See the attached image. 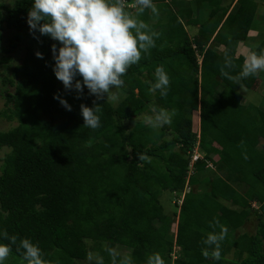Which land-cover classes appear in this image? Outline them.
<instances>
[{
	"label": "trees",
	"instance_id": "16d2710c",
	"mask_svg": "<svg viewBox=\"0 0 264 264\" xmlns=\"http://www.w3.org/2000/svg\"><path fill=\"white\" fill-rule=\"evenodd\" d=\"M191 1L209 13L208 20L191 23L199 25L192 37L178 19L187 21L190 8L175 14L165 0H153L159 15L146 10L139 17L161 35L150 54L128 70L120 90L124 98L116 108L88 95L86 88L81 99L65 92L52 71L51 46L60 45L38 32L34 38L26 23L32 0L0 6L5 10L0 27L4 22L25 42L21 63L6 79L14 87L6 95L13 108L2 114L18 125L0 132V149H9L0 173V233L17 236L9 264H21L16 247L25 238L39 246L49 264H81L87 259L86 241L95 244L105 264H110L106 243L125 249L134 264H146L152 253L165 264H264V150L258 147L264 143V111L252 113L240 103L241 88L220 75L224 51L217 49L246 40L257 0H236L221 25L210 18L222 0ZM258 46L264 50V40ZM232 58L236 68L231 74L236 75L244 58ZM160 65L170 78L163 98L158 91L149 93L145 84L155 82ZM242 83L254 91L260 79ZM56 94L71 111L53 99ZM93 101L102 105L96 129L83 127L79 108L93 107ZM149 105L178 114L159 130L142 122L129 129V121L151 114ZM194 111L199 113L195 122ZM195 144L204 155L190 166ZM140 153L150 162L139 161ZM163 191L182 194L173 231L174 222L160 203ZM251 216L255 232L236 235ZM214 220L228 229L219 261L202 255V240L220 231L209 227ZM0 243L10 241L0 236ZM231 251L234 258L228 259Z\"/></svg>",
	"mask_w": 264,
	"mask_h": 264
},
{
	"label": "clouds",
	"instance_id": "9594fccd",
	"mask_svg": "<svg viewBox=\"0 0 264 264\" xmlns=\"http://www.w3.org/2000/svg\"><path fill=\"white\" fill-rule=\"evenodd\" d=\"M129 9H134L135 15ZM146 10H151L154 16L159 15L153 0H131L130 4L129 0H32L26 23L30 34L38 32L60 45L59 48L56 44L51 46L54 60L52 71L66 93L74 91L75 98L81 99L86 88L88 95L96 100L106 96V102L119 103L120 90L125 85L124 77L128 70L138 65L144 55L150 54L161 35L139 19ZM35 56L43 59L40 52H36ZM197 62L201 64V56L197 55ZM235 68L230 50L225 47L223 63L219 65L220 75L245 89L243 80L264 72V50L257 52L249 49L240 71L233 75L231 73ZM154 76L155 82L145 81L149 85L148 92L155 94L158 91L162 98L166 97L170 78L163 65L155 68ZM53 99L58 100L66 111L72 110L59 94L54 95ZM79 108L83 127H100L98 113L102 111V105L93 101V107L81 104ZM149 111L151 114L143 116V123L153 130L171 125L173 117L178 114L175 109L169 111L156 105H149ZM138 160L150 162L151 158L140 153ZM209 227H219L220 231L210 232L202 240L201 243L206 246L202 249V255L206 259L219 261L221 243L228 229L218 220L210 223ZM0 236L10 241V244L0 243V264H4L12 252L11 245L17 244V236H9L7 231L0 233ZM16 251L21 257V264H49L39 246L29 239H21ZM104 251L110 257V264H134L130 254H122L107 243ZM86 258L89 264H105L104 257L98 252L89 251ZM146 264H165V261L159 253H152L147 256Z\"/></svg>",
	"mask_w": 264,
	"mask_h": 264
},
{
	"label": "rangeland",
	"instance_id": "374dc122",
	"mask_svg": "<svg viewBox=\"0 0 264 264\" xmlns=\"http://www.w3.org/2000/svg\"><path fill=\"white\" fill-rule=\"evenodd\" d=\"M15 0H0V6L4 8H11ZM130 4V3H129ZM2 8L0 10V15L2 17L5 16V10ZM261 12L263 11V7H261ZM257 14V13H256ZM150 21V20H149ZM255 21H260V16L256 15ZM0 34L2 36V39L0 40V132H7L12 130L18 125L17 120L9 121L6 118L2 116L4 112H7V109H12L13 104L6 102V95L13 94L14 93V87L10 85L6 79L10 78L11 70L19 65L22 61L23 55H24V46L25 42L21 40H17L15 38L16 32L12 29H9L6 27V24L3 22L0 27ZM12 44V45H11ZM10 58V61L8 62H2V59ZM258 77L260 79V86L257 90H247V89H240L238 92L241 95L242 99L240 103L244 106H246V109L249 111H252L254 113V110L260 109L264 111V72H261L258 74ZM121 92V91H120ZM124 98L123 93L121 92V99L119 103H112L109 102L113 108H116L119 106V104L122 102ZM106 99V96L104 97ZM199 113L198 111H194L192 113V119L195 122L196 117H198ZM142 122L143 123V116H139L138 118L129 121L128 122V128L132 129L136 123ZM194 129H198V124ZM260 150H264V143L261 142L258 145ZM9 152V149L2 148L0 149V173L2 170L3 165V159L5 155ZM197 154L200 158L203 157L204 153L198 149L197 145L195 144L193 151L191 155ZM217 159V158H216ZM182 194L179 196V194L170 193L168 191H163L161 197H160V203L163 207L164 213L168 215L173 220V225L171 227V230L173 231V228H175L176 225V215L179 211V204L177 201H181ZM254 208L258 207V204H253ZM255 219L250 217V220L243 226V228H240L236 231L237 234H241L242 232L253 234L255 232ZM88 252H98L96 249L97 247L92 241H86ZM117 251L121 252L122 254L126 253L125 249H122L121 247L116 248ZM179 249L174 248V254L177 255ZM99 253V252H98ZM175 258V257H174ZM228 259H233V252L231 251L227 255ZM13 263V259L11 256L8 257V259L4 262V264ZM81 264H89L88 260H84L81 262Z\"/></svg>",
	"mask_w": 264,
	"mask_h": 264
},
{
	"label": "crops",
	"instance_id": "0c3cea01",
	"mask_svg": "<svg viewBox=\"0 0 264 264\" xmlns=\"http://www.w3.org/2000/svg\"><path fill=\"white\" fill-rule=\"evenodd\" d=\"M167 3L169 9L173 13H178V11L181 10H186L190 8V15L188 17V20L185 21V19L182 16H178L179 20H183L182 24L184 25V29L187 32V34L192 37L193 35L197 34L199 25H191L192 22H194L196 19L197 20H208L209 19V13L206 10V7L202 8V10L197 9L196 7H193L192 1L191 0H165ZM236 0H222L220 3V7L216 9V14L215 16L211 19V23H214L217 21V19H220V25L225 21L226 17L228 14L233 12L234 9L236 8ZM257 8H256V13L253 23H252V29L248 32L247 38L243 42H237L235 44H231L230 54L234 58L242 57L245 58L247 55V52L249 49L254 50V51H259V43L264 40V9L261 12V7L264 8V0H257L256 1ZM224 9V13H223ZM178 15V14H177ZM256 15L260 16V21L256 22L255 18ZM213 37V36H212ZM225 46L220 45L217 49L220 52L224 51ZM261 82V81H260ZM260 86V84H259ZM257 87V89L259 88ZM256 89V90H257Z\"/></svg>",
	"mask_w": 264,
	"mask_h": 264
},
{
	"label": "built area",
	"instance_id": "2783aa9c",
	"mask_svg": "<svg viewBox=\"0 0 264 264\" xmlns=\"http://www.w3.org/2000/svg\"><path fill=\"white\" fill-rule=\"evenodd\" d=\"M197 159H200L199 155L197 156V154H193L191 156V163L190 166H192V164L194 163V161H196ZM182 201H177V203L180 205Z\"/></svg>",
	"mask_w": 264,
	"mask_h": 264
}]
</instances>
